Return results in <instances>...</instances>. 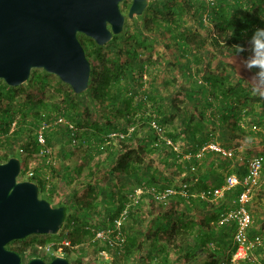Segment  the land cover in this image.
I'll use <instances>...</instances> for the list:
<instances>
[{"label":"rangeland","instance_id":"rangeland-1","mask_svg":"<svg viewBox=\"0 0 264 264\" xmlns=\"http://www.w3.org/2000/svg\"><path fill=\"white\" fill-rule=\"evenodd\" d=\"M153 1L154 4L155 2H158L167 5L168 7L174 6V3H183L182 0H150V4ZM122 11L125 15H127L128 10H125L124 6ZM167 14H169V12L166 13L165 11V13H159L155 15L153 11L148 9L143 13L142 16L135 17L134 19L127 18L124 31L121 34L117 35V38L114 41L112 40V42H110L111 45L110 43H108L103 47H91L89 45L90 41L87 39L88 37L84 35L79 36L86 45L90 46V50L97 49L96 52L90 53L89 51L90 54L88 56V59L98 73L103 75L107 72H111L112 74H114L122 67L123 69H133V79H125L120 84H113L111 86L110 95L113 97V99H115V104H112V97L108 98V101H101V99H95L94 95L91 92H88L83 96H77L73 93V91H71V88L67 84L63 83L57 76L53 74H47L42 69L32 70L30 76L31 81L29 79L27 83L19 86L20 88L17 91L15 105L19 111L18 118H22L27 122L34 123L33 125H31V127L33 128L32 133L26 134L20 141L16 142L15 148L12 152L14 156L17 155V158L20 159L22 165L24 163L23 160H29L30 158L37 160L40 159L42 160V164L46 161L45 158L39 156V153L38 151H36V147L34 144L33 132L37 124H40V122L45 119L50 120L51 118H53V116L59 114L60 111L67 108L73 114L78 113L79 115L73 118L74 120H71L70 118H68L69 116H66L67 120H69L77 130V137H74L76 140V142L74 143L75 146L72 145L73 143L71 134H69L70 132H68L64 127L61 128L60 132L54 134L53 140L51 144H49V147L53 149V152L49 157L57 161V165H63L64 155L62 151L66 150V147H69L70 142L72 143L70 144L71 147L69 148L72 150L71 153H73L74 155L78 153L80 154V156L83 155L85 157L83 159L85 168L77 173L78 177L75 181L76 185H74L71 189L73 193L69 197H62V200L60 201V203H66L69 206H73L77 210H79L76 216L79 215L80 218L83 214L81 210L83 208L89 209L88 218H86L85 220H79V226L77 227L75 225L76 227H74V230L70 236L72 244L78 246V249L71 250L70 252L66 251L64 254V257L68 258L70 264H109L108 262H104L103 260L98 258L97 252L99 248H97L96 243H93V236L85 230L86 223L84 222H96L97 227L105 226V223L102 221L104 220V218H106L107 210L110 207L109 195L114 194L115 189H119V184L123 187L126 186L125 176L123 179L113 177L114 175L112 176L110 171L112 166L107 164L106 166L101 165V160L104 158V156H101L99 158L97 157L95 163H90L94 164V166L97 165L96 168H98L101 173L103 172L100 180L103 186H100V190H96L93 196H90V192L88 191L87 186L83 187L81 182L84 173L88 172H85V170H87V167L89 166L87 163L89 160L92 161L93 157H88L85 153H88L89 150L86 146L81 147L80 144L83 143L84 140L87 141L88 139L96 142V139L101 136L103 137V143L101 145L102 152L108 154V152L112 151L113 149L115 151H118V149L121 150L122 146L126 144H137V139L142 140L143 144H146V146L144 145V148L146 150L145 159L147 158L145 165L148 168L150 177L147 180L146 184H137L146 188H163V184L165 183V181L163 180L164 177L160 176L165 174V178L169 177V179L173 181V186L178 183L177 177L181 175V173L186 172L189 174L186 164L179 162L177 163L178 153L175 151V149L172 146L167 145L164 141H162V139H160L161 136L163 138H170L167 136L169 133L174 135L176 134V124L180 123L174 122L175 117L173 116V112L179 110L185 111L187 120L190 119V114H195L198 112L194 108L183 106V103L185 101L191 103L192 99L187 98L193 96L192 91L196 88L195 82H197L198 84H205L203 78L209 74L224 78L230 75L231 81H229V83L235 87L240 85L238 83L239 78H245L249 75V73L246 71H240L239 73L237 72V69H241L240 55H232L228 54V52L226 51H218L217 56L213 57L212 54L214 51L211 47L210 42H208L206 45L209 46L207 53L206 51L202 52L203 61L200 65L192 63V65L187 64L185 68H182L180 66V63H186L187 60L184 57H179V51H177L176 49L177 46L174 41H172L170 35L165 32H160L158 35L153 31L147 29L146 27L147 22H150L151 24L154 22L163 25L166 24V20L168 18H171ZM187 20V27L195 26L192 15H189ZM212 28L213 26L205 27L204 30H202L204 34L202 37L205 39L210 38V36L213 34ZM136 29L140 30L144 38L152 44V49L150 51H146L143 48H140V46H137L134 50H132L134 41L132 40L131 35H133V32ZM191 45L192 47H196V42L193 41ZM127 48H132V52L130 54L127 51ZM187 71H189L192 75L188 76ZM182 72H184L186 75L182 76ZM194 75L196 76L195 78ZM36 76L46 77L47 82L44 84L42 83V81H34V78H37ZM247 81L241 84L246 89L248 83ZM4 84V81L0 80V87H3ZM210 92H212L215 96H219L215 88H213L212 91L210 90ZM160 94L165 96L164 100H157V97ZM183 94L184 99H179V96ZM161 101H163L164 103L161 104ZM262 102L264 104V99H262ZM157 106L161 108L164 116L161 119L163 123L161 125L163 132L160 135L156 134L157 140L155 139L156 142L153 143L152 141L155 140L153 139V137H150V132H148L150 125L146 123V125L141 127L142 122L140 119L144 114H147L149 116L155 115V108ZM234 106L238 107L237 109L240 111V115L242 116L245 112L251 114L247 118L248 123L246 124V130H249V126L250 128L253 127L254 130L258 127L260 128V130H264V110L260 109L258 102L253 100L246 101L244 99H241V102H235ZM205 110L206 114L202 119L209 120L204 122V124L207 125H204V132L207 133L208 137L210 134H212L210 138L212 140H216V137L220 138V136H223V134L225 133L228 139H230L229 134H231L232 131L227 130L226 127L225 129L223 128L219 131L216 129L218 128L216 127L217 123H219V120H221L219 113L210 111L208 107ZM127 112H130L131 122H134L135 124H129L125 122L124 119L119 118ZM253 112L263 114V120L261 121V118L260 120L259 118H256L254 120L255 116H252ZM109 120L116 126L121 127V129H128V133L123 134L124 138L109 137L108 135L110 134H100L101 131H99V129L105 126L107 124V121ZM184 121H186L185 118H183L182 122ZM109 132L116 133L111 130ZM116 134L122 133L117 132ZM129 137H132V140H129ZM157 142H159L158 144H160L161 147H156L157 145H155V143L157 144ZM20 147H25V152L27 154L26 156H22L20 154ZM5 150L6 146H4V144L0 140V158H3L4 154H6ZM91 150L93 151H90L88 153V155L90 154L89 156L95 154V150H97V148L93 146L91 147ZM262 155L264 156V151ZM222 167L224 166L222 165ZM39 168L45 169V167H42V165ZM223 170L224 173H226L227 168ZM262 173H264V163L262 167ZM54 176V180L51 179L50 184L61 188L59 189L60 192L66 193V191L68 190V188H66V185L62 183L60 179L56 178L59 177L57 173L54 174ZM19 179H25V174L22 173ZM57 192L56 196L55 194H53L54 199L52 204L55 206L56 198L58 195ZM256 192L257 191L255 190V193ZM87 194H89V196H87ZM89 197H94V199L90 200L92 198ZM233 198L234 196H232V201H234ZM257 202L259 201L256 200V197L254 195L250 203L256 204ZM81 205H83V207ZM231 207H233V205ZM121 212H119V214ZM250 212L252 214V218H254V214L256 213L252 211V209L250 210ZM221 216H219V219L221 218ZM253 225H251L250 228L249 239L252 242L256 238H260L263 242V247H255L250 250L248 254L246 252L245 255H247L248 257L250 256L252 262L254 260V262H256L257 264H264V235L257 234L255 232L256 229H253ZM255 234L258 236H256ZM54 238L58 237L54 235L52 237L51 235H32L28 237L25 242L19 243L23 246H26L21 254L22 261L24 263H27L32 257L35 256L36 253H38L36 250V246L38 244L44 243L46 241H51ZM214 240L215 241H213L211 244L213 248H216L218 247V243H216V239ZM233 240L230 239V241L227 243V246L232 249V251L230 255H228V257H225L222 260L224 261L222 264H235L236 262H241L242 264L245 260H247L248 262V259L244 260L243 258L240 260L236 259L237 261L233 262V259L237 253V249L240 247L239 244H237ZM170 246L171 245L169 244V248L171 250L175 249V246ZM143 248L144 246H142V248H138V250H136V254L133 253L135 251L133 250L129 258H126L124 256L114 263H158L157 259H148V255L145 254V251L143 252ZM245 251H247L246 248ZM245 255L243 254L239 256ZM47 260L50 261L49 258H47ZM249 263L251 264V261H249Z\"/></svg>","mask_w":264,"mask_h":264},{"label":"crops","instance_id":"crops-1","mask_svg":"<svg viewBox=\"0 0 264 264\" xmlns=\"http://www.w3.org/2000/svg\"><path fill=\"white\" fill-rule=\"evenodd\" d=\"M205 49L208 51L209 46H206ZM180 66L185 68L187 64L180 63ZM182 73V76L186 75L184 72ZM187 74L188 76L192 75L189 71H187ZM195 77L194 75V78ZM192 95L193 96L187 98L192 99L191 103L185 101L183 106L194 108L198 112L190 114L189 120H187L185 116V111L179 110L173 112V116L175 117L174 122L180 124H176V141H171H173L172 147L178 153L177 163L179 162L187 165L188 162H192L196 165V168H191V170H193L191 174L186 172L181 173V175L177 177L178 183L173 186V181L169 179V177L165 178V174L160 176L164 177L163 180L166 183L165 187H163V191L167 188L174 187L179 191V194L169 196L166 200L161 201L148 194L146 187L138 185L146 184L150 177L148 168L145 165L147 161V158L145 159V154L143 155V163L137 165L135 170L131 169L128 173L112 174V176L114 175L113 177H117L118 179H123L125 176L126 186L123 187L119 184V189H115L114 194L109 195V209L118 212L121 207V210H123L125 207L129 206L130 213L126 221V228L128 231L127 236H133L136 239V247L133 248V250H135L133 253L136 254V250L144 246L143 252L145 251V254L148 255V259H157L158 263L156 262V264L212 263L214 259L207 256L208 251L206 248H202L203 251L192 249L191 246L186 248V245L182 244V242L193 244L198 239H210V236L214 234L213 231L215 234L213 235L212 241L216 239V243H218V247L215 248L218 250V256L215 260L217 264H222L224 262L222 260L228 257L232 251V249L227 246V243L230 239L233 240L235 227L230 223L220 225L218 220L219 216L229 210L233 205V192H227L223 198L212 202L206 200L203 197V193L209 189L222 186L227 175L235 174L244 176L247 170L248 160L264 151V141H261L259 135H264V130H260L259 127L254 130L253 127L250 128L249 126V131L253 132L254 137L251 143L245 139L244 133L247 131L246 124L248 123L247 118L251 115L250 113H248V117H244V113L242 116L238 110L237 117L232 114L228 115L224 113V115L229 118L222 119V112L219 108L221 96H215L209 91L197 92V90H193ZM164 97L165 96L160 94L157 100H164ZM179 99H184V94L180 95ZM161 102V104L164 103L163 101ZM207 103L211 104L212 107H209ZM207 107L210 111H215L220 115L221 120H219V123L216 125L218 131L223 128L225 129V127L227 130L232 131V133L229 134L230 139H228L224 133L220 138L216 137V140H212L210 138L212 134L208 137L207 133L204 132V122L209 121L208 119H202L205 117V109H207ZM252 116H255L254 120L256 118H259V120L261 118V121L263 120L259 113L253 112ZM183 118H185L186 121L182 122ZM56 132H60V130ZM211 142L220 144L225 149L232 150L234 156L225 158L212 150H205L204 147ZM70 144L72 143L70 142ZM70 144L68 148L66 147V150L62 151L64 155L63 165H57V161L49 157L50 160L48 165H50L55 171V174L57 173L59 176L56 178L60 179L61 182L66 185V188H68L66 193H63L59 190L61 188L56 186L60 201L62 197L71 196L73 193L71 189L76 185L77 173L85 168L83 163L85 157L83 155L80 156L78 153L76 155L71 153L72 150L69 149L71 147ZM72 145L75 146V144ZM144 145L146 146L145 143H142L141 146L144 148ZM155 145H157L156 147H161L160 144L155 143ZM134 146H137V144ZM113 151L115 150L113 149ZM85 154L88 157H93V159L92 161L89 160L87 163L89 166L85 172H88L84 173L81 184L83 187L87 186L90 196H93L94 192L100 190L99 187L103 186L102 182H100L103 172L101 173V171L96 168V164V166H94V164L91 163H95L97 157L104 156L101 160V165L106 166L108 154H93L91 156H89L90 154L88 155V153ZM222 165L224 167H222ZM222 168H227L226 173H224ZM47 171L50 172V177H52L51 168H47ZM192 181L194 182L193 185L187 191L182 192L181 185L184 182ZM256 191L254 195L259 202L256 204H251V202L248 204V207L256 213L253 218L254 225L252 223L253 229H256V231H254L259 235H264V173H262L261 185ZM87 196H89V194H87ZM89 198H92L90 200L94 199V197ZM170 235H174L173 239H171L173 244H170V247L175 246V249L172 250L169 248L168 243ZM179 245H181L182 248L179 249L177 247ZM186 254H189L190 261H185ZM246 259H248V262L244 259L245 261H243L242 264H250V256ZM238 264H241V262H238Z\"/></svg>","mask_w":264,"mask_h":264},{"label":"water","instance_id":"water-1","mask_svg":"<svg viewBox=\"0 0 264 264\" xmlns=\"http://www.w3.org/2000/svg\"><path fill=\"white\" fill-rule=\"evenodd\" d=\"M0 0V80L22 86L34 69L57 76L74 94L86 92L91 62L79 36L103 47L121 34L126 19L142 16L150 0ZM22 164L16 156L0 163V264H70L56 256L49 263L32 257L27 263L7 246L32 235H56L66 218V205L54 206L39 195L38 185L19 180Z\"/></svg>","mask_w":264,"mask_h":264},{"label":"trees","instance_id":"trees-1","mask_svg":"<svg viewBox=\"0 0 264 264\" xmlns=\"http://www.w3.org/2000/svg\"><path fill=\"white\" fill-rule=\"evenodd\" d=\"M171 1V0H170ZM182 4H176L172 7H168L167 5L155 2L154 1L149 5V7L146 10H151L154 12V14L159 13H168L171 18H168L166 20V24H159V23H150L147 22V29L153 31L155 34H158L160 32H165L170 35L172 38V41L176 44V49L179 51V57H184L187 62L185 64H198L200 65L203 61L202 52L207 50L205 49L208 42H210L211 47L213 48V57L217 56L218 51H226L228 54H234L239 55L238 49L236 45H244L248 39L252 35V32L256 27L264 28V20L261 19V15H264V0H218L212 7L209 9L206 7V4L204 2L198 1V0H182ZM145 10V11H146ZM209 11L210 21L213 24V34L210 36V38L205 39L202 36L204 35L202 30H204V24L202 21V16L206 11ZM189 15L193 16L195 26L194 27H187V18ZM152 26H151V25ZM117 38V36L113 37V41ZM132 40L134 41V45L132 48H127V51L129 54L134 50L137 46L140 48H143L146 51H150L152 49V44L149 43L143 36L140 30L136 29L133 32V35H131ZM81 44L83 45L87 57L91 52H96V50L92 49L91 47H96V43L90 39L87 38L90 41V46L86 45L85 42L79 37ZM111 40V42H112ZM196 42V47H192V42ZM111 45V43H110ZM132 49V50H131ZM90 51V53H89ZM186 67V66H185ZM241 68V66H240ZM241 69H237V72L239 73ZM134 71L132 68L123 69L120 68L118 71H116L114 74L111 72H107L105 74H100L96 71L95 67L91 64V79H90V85L86 92L83 94L77 95V96H83L84 94L91 92L95 99L101 101H108V98H111L110 95V88L113 84H120L125 79H133ZM48 74V73H47ZM46 74V75H47ZM34 78V81H42V83L47 82L46 77H38ZM249 75L245 78L241 77L238 80V83L240 85L238 86H232L229 81L231 76L227 77H220V76H214V75H207L203 78V81L205 84H198L196 83V88L194 90H197V92H206L210 90L212 91L213 88L218 92L219 96H221V102L219 105L220 111L222 112V119H228L229 117L225 116V114L228 115H234L235 117L238 116V107H235V102L240 103L241 99H244L246 101L253 100L258 102L259 107L261 110H264V104L262 102V99L260 97H257L252 92V85L248 79ZM248 80V81H247ZM31 81V79H30ZM245 81H247V89L244 88L241 84H243ZM212 87V89H211ZM20 87L12 88L4 84V86L0 87V140L6 146V154H4L3 158H0V163L7 162L11 157L14 155L12 154L16 142L20 141L23 136L26 134H31L33 131V128L31 125H33V122H27L26 120H23L22 118H18V109L15 105V99L17 97V91ZM7 92H6V90ZM72 91V90H71ZM233 97V98H232ZM117 100V99H116ZM112 104H115V99L112 97ZM208 104V103H207ZM209 107H212L211 104H208ZM62 113L65 116H69L71 120H74L76 116H79L78 113H72L67 109L62 110L59 112ZM121 115V114H119ZM248 113H244V117L247 116ZM263 114H261V117ZM163 112L161 111L160 107L155 108V115H147L144 114L141 120V127L146 125L148 123L150 125L151 122H155L159 126H161L162 118H163ZM24 118V117H23ZM119 118H122L125 120V122L129 124H135L134 122H131L130 118V112H127L126 114L120 116ZM119 132L122 134H127L128 129H121V127L116 126L113 122L110 120L107 121V124L99 129L101 135H108L112 132ZM148 132H150V137H153L155 140L156 133L151 126L149 127ZM58 132H51L47 135V143L48 145L51 144L54 134H57ZM70 134V133H69ZM245 137H254L253 132H250L249 130L244 133ZM260 135L261 141H264V135ZM168 137H170V140L176 141L177 135L174 134H168ZM77 135L75 136V138ZM97 141L87 140L83 143H81V147L86 146L87 149L90 151L91 147L95 146L97 150H95L96 155H101L102 152V143H103V137H98L96 139ZM129 140H132V137H129ZM137 146H134L132 144H126L122 146V149L118 151H109L107 156V165H112L111 168V174L114 173H128L131 169L135 170L137 165H140L144 161V154L146 153L145 148H143L141 145L143 143L142 140L137 139ZM157 140V139H156ZM152 141L153 143L156 142ZM36 151L39 150L38 145L36 142H34ZM9 152V153H8ZM88 152V153H89ZM17 157V155H16ZM192 162L187 163L188 172L191 174L193 170H191L192 167L196 168V165ZM47 168H51V175L52 177L50 179L54 180V174L55 171L52 169L50 165H46L45 169L37 168L35 172V176L31 177L29 180L35 182L39 187V195L41 198L48 200L50 203H53V194H56L57 188L55 185L52 187V191L50 194H47L45 192V180L41 179V177L44 175L42 173V170H46ZM197 170V169H196ZM54 173V174H53ZM165 184H163V187H165ZM159 188V187H158ZM163 190V188H160ZM242 188L236 187L231 192H233L234 201H237V197L241 193ZM66 205L68 207L67 209V218L64 223L65 226H70V223L74 222L75 225L79 226V220H85L89 216V209L83 208L81 211L83 214L81 215V218L76 216L77 210L73 206H69L66 203H58L56 206ZM83 207V205H81ZM122 207L118 210V212H115L114 210L108 209L107 210V217L114 218L119 215V212H121ZM224 214V213H223ZM105 217V216H104ZM216 217V216H215ZM217 219V218H215ZM88 221V220H86ZM87 224V222H84ZM83 223V224H84ZM85 224V225H86ZM75 226V227H76ZM126 227V222L125 225ZM102 227H99L101 229ZM127 230V228H126ZM128 233V231H127ZM215 234V232L213 231ZM210 236V239L203 240L198 239L193 244H188L185 242H182V244L186 245V248L188 246H191L192 249H198L199 251H203L202 248H206L208 251L207 256L214 259V261L210 264H216L215 258L218 256V250L212 247V239L213 235ZM53 235H51L52 237ZM174 235H170L168 238V243L173 244L171 239H173ZM128 241L125 246V253L124 256L126 258H129V256L132 254L133 248L136 247V239L133 236H127ZM184 239V238H183ZM27 238L23 240H19L20 242H25ZM211 244V245H210ZM179 249L182 248L181 245L177 246ZM211 247V248H210ZM26 246H21L19 249H14L17 253L22 254ZM213 248V249H212ZM188 250V249H187ZM67 252H70V249L66 250ZM35 256H39L38 253L35 254ZM185 261H190L189 254L185 255ZM115 264V263H113Z\"/></svg>","mask_w":264,"mask_h":264},{"label":"built area","instance_id":"built-area-1","mask_svg":"<svg viewBox=\"0 0 264 264\" xmlns=\"http://www.w3.org/2000/svg\"><path fill=\"white\" fill-rule=\"evenodd\" d=\"M204 2L206 7L209 9L212 7L218 0H198ZM209 11L207 10L203 16L202 21L205 27L213 26L210 21ZM214 30V28H212ZM214 33V32H213ZM151 128L155 130L157 135H160L163 132L161 126L156 124L155 122L150 123ZM64 127L71 134L72 143L76 142L75 136L77 130L75 126L67 120L66 116L62 113L56 114L50 120H43L40 124H37L34 128V142L38 145V153L39 156L45 158V162L42 167H46L49 163V156L52 153V149L49 147L47 143V135L51 132L61 131V128ZM109 137H120L124 138L123 134L111 133L108 135ZM162 141H164L167 145L173 146L172 141L169 138L160 137ZM159 142H157L158 144ZM204 149L212 150L218 153L220 156L225 158H231L234 156V152L229 149H225L220 144L215 142H211ZM19 152L22 156H26L25 147H20ZM40 160V159H39ZM37 159H29L23 160L24 165H22L21 173L25 174V179H30L35 176L36 169L39 168L42 164V160ZM264 159L263 156H255L248 160L247 162V170L244 176H238L235 174L227 175L224 184L220 187H215L209 189L203 193V197L210 202L223 198L225 194L236 187H241L242 191L237 197L236 204L233 208L227 210L224 214H222L219 219V224H233L235 226V235L234 241L239 244V248L237 249V253L233 259V262H236L240 259H246L248 257L246 254L250 250L255 247L262 246V240L260 238H256L254 241H250L249 232L251 225L253 223L252 214L250 209L248 208L249 202L252 200L255 190L260 187L262 182V167H263ZM44 169V168H41ZM44 174L41 179L45 180V192L50 194L52 191L53 184H50V172L46 170H42ZM21 177V176H20ZM192 182H184L181 185L182 192L187 191L192 185ZM147 193L157 198L158 200L164 201L169 196L179 194V191L174 188H167L166 190H160L155 187L146 188ZM56 196V194H55ZM59 194L57 195L56 204L60 202ZM130 209L129 206L125 207L122 212L114 217L104 218L102 222L105 223L101 229L96 226V222L87 223L85 225V230L89 232L93 236V243L97 244V248H99L97 255L98 258L103 260L104 262H108L109 264H113L118 261L120 258L124 257L125 246L127 243V230L125 229V222L129 216ZM75 223H70V226L63 225L60 232L54 236L58 238H54L51 241H46L44 243L38 244L36 246V250L40 255H45L47 258L52 260L56 256H64L67 249L76 250L78 249L77 245H73L70 236L74 230ZM245 248L247 251H245ZM245 256H239V255ZM237 259V260H236ZM252 261V260H251ZM238 263V262H236ZM252 264H257L256 262H252Z\"/></svg>","mask_w":264,"mask_h":264},{"label":"clouds","instance_id":"clouds-1","mask_svg":"<svg viewBox=\"0 0 264 264\" xmlns=\"http://www.w3.org/2000/svg\"><path fill=\"white\" fill-rule=\"evenodd\" d=\"M261 19L264 20V15H261ZM236 47L238 49L241 58L240 59L241 71H246L249 73L248 79L252 85L253 94L259 96L261 99H264V28L256 27L252 32V35L248 37L246 43L244 45H236ZM245 139L249 143L252 142V137H246ZM259 155L263 156L262 153ZM23 180H29V179H23ZM235 204L236 202L234 201L233 207L235 206ZM262 247H263V242H262Z\"/></svg>","mask_w":264,"mask_h":264},{"label":"flooded vegetation","instance_id":"flooded-vegetation-1","mask_svg":"<svg viewBox=\"0 0 264 264\" xmlns=\"http://www.w3.org/2000/svg\"><path fill=\"white\" fill-rule=\"evenodd\" d=\"M131 0H126V1H124V2H122L121 4H120V8H121V11H122V9H123V6H124V8H125V10H129V8H130V5H131ZM150 5V4H149ZM126 6V7H125ZM123 12V11H122ZM126 17H127V15H126ZM127 20V19H126ZM126 23V22H125ZM19 243H21L19 240L18 241H13V242H11V243H9L8 244V248L10 249V250H13V251H15L14 249H19L21 246H23L22 244H19ZM16 252V251H15ZM21 255V254H20ZM34 257H41L46 263H49L50 261L49 260H47V256H45V255H40V256H34Z\"/></svg>","mask_w":264,"mask_h":264}]
</instances>
